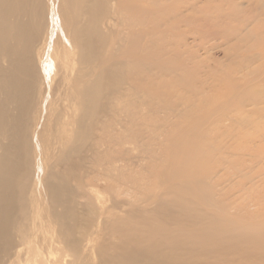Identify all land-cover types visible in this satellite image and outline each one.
Wrapping results in <instances>:
<instances>
[{
    "label": "rangeland",
    "instance_id": "rangeland-1",
    "mask_svg": "<svg viewBox=\"0 0 264 264\" xmlns=\"http://www.w3.org/2000/svg\"><path fill=\"white\" fill-rule=\"evenodd\" d=\"M45 1L53 11L54 4ZM82 3L76 0L78 18ZM114 3L127 16L104 17L106 47L88 65L72 55L77 75L71 77L64 75L68 58H51L55 36L65 46L66 34L51 17L45 20L42 37L52 43L43 64L36 59L33 106L42 98L43 110L51 109L47 129L57 109L48 106L52 95L83 96L85 81L115 64L122 65L124 80L104 114L91 107L83 116L84 108L74 109L81 106L79 100L59 102L76 116L48 131L50 143L38 139L46 111L39 116L30 110L27 120L38 121L39 127L25 131L31 143L26 171L15 183L17 198L24 176L31 184L25 204H16L10 232L19 243L21 223L32 231L38 212L44 232L39 231L33 248L18 246L12 253L19 254L11 261L0 258V264H66L71 249L55 241L64 221L48 213L53 201L46 184H59L54 172L66 170L71 155L78 156L80 166L69 171L67 185L79 195L78 212L87 206L90 211L76 236L81 246L95 248L92 264H114L100 251L112 253L121 244L139 249L159 243L176 248L181 258L174 264H264V0ZM39 45L42 40L36 49ZM47 66L58 75L47 74ZM81 117L102 123H96L92 136L85 126L82 137L69 139L72 130L80 129ZM75 145L82 147L79 153H72ZM54 203L57 212L65 211Z\"/></svg>",
    "mask_w": 264,
    "mask_h": 264
},
{
    "label": "bare ground",
    "instance_id": "bare-ground-1",
    "mask_svg": "<svg viewBox=\"0 0 264 264\" xmlns=\"http://www.w3.org/2000/svg\"><path fill=\"white\" fill-rule=\"evenodd\" d=\"M50 2L55 6L53 11L47 8L45 0H0V139H6L4 143L0 141V258L8 257L7 259L10 261L19 252V250H17L16 253L13 254L12 250L15 251L18 246L22 245L24 248L25 246L33 248V245H36L39 241V231L40 233L42 232L41 234L44 232L42 229L43 227H38L40 224L38 225L36 221V218L41 215L38 211L37 216L33 217L34 222L33 224L31 223L32 226H30L33 232L31 230L29 231V227L25 225V223H21L18 229L20 231L19 243L14 240L12 232L10 231L14 218H17L16 204H25L27 199L26 192L29 191L31 184L30 176H24L25 178L21 184V191L23 194L17 198L15 183L18 176L26 171L27 160L25 159V153L28 147H30L28 143H31V140L24 136L25 131L28 127H32L33 124L39 127V122L28 121L27 115H29L30 110L34 109L35 81L38 80L37 78L39 77L36 59H38L39 63L43 64L47 49L50 43H52L49 38L42 37L45 20L48 16L51 17L54 22L60 24V30H63L66 34V40L69 44L65 43V46L62 45V37L59 36V34L55 36L53 41L54 50H52L51 58H55L56 55L68 58L70 63L69 67L65 70L67 73H64V75L66 77H71L77 75L74 73L76 62H73L71 58L72 55H79V63L88 65L96 59L101 48L106 47L104 45V40H106L107 37L106 32L103 30V26L106 25V21L104 22L103 20L104 17L108 13L111 15L115 13L122 15L125 13L126 15V10L116 7L114 0L113 2L112 0H83L79 13L81 16V18L79 17L80 19L78 18L75 6L76 0H50ZM73 11H76L74 15H72ZM41 40L42 45H39L40 48L36 49V44H40ZM47 72V74L58 75L57 73L50 72L48 66ZM89 74L90 72L86 74L85 80ZM123 80L122 65L115 64L108 68H104L99 76L85 81V84L82 86V91L83 96L85 95L87 99H83V96L76 95L75 93L67 94L68 96H65L66 98H54V95H52L53 97L48 101V106L50 108V106L54 104L57 109L53 112L54 121H51L50 129H47V126L51 120V109L45 108L46 110H43L44 99L41 98V104L37 105L34 110L39 116H42L45 111L47 114L45 121H41L42 125L38 139L41 142L50 143L51 137L48 131L54 132L51 128L60 124L63 118L68 123L76 116V114L68 111L69 105H61L59 102L66 103V101L74 102L75 100H79V105L81 106L74 107V109L78 110L80 107L84 108L83 116L88 114L91 107H95L96 112L99 110L104 114L107 110V105H110L109 100L115 95L118 90V84L123 82ZM105 95L106 98L104 97ZM10 109H12V111ZM96 123H98L97 120ZM96 123H94V121H83L81 117L77 124L80 129L78 131L72 130L69 139L78 140L82 137L84 135L83 128L85 126L89 130V135L92 136ZM100 123H98V125ZM81 148V146L75 145L72 153H79ZM63 159V156H61L58 161L60 162ZM66 162L68 163V161ZM69 162V166L66 170L54 172V175L60 179L59 184L52 182V180L46 184L50 192L49 196L52 197L53 201V205L48 209V213L53 215L54 218L57 219L58 217L64 221L59 227V233L56 235V238L53 237L56 242H65L72 251H68L65 254L64 260L66 264H92L91 252H93L95 248L92 247V249L88 250L84 246H81L78 240L79 236H76L79 229H81L80 222L90 211L87 206V208L82 210L83 214L78 212L79 209L77 210V205L80 199H78L79 195L72 190L66 182L70 177L69 171L73 170L74 172L78 166H80L78 156L71 155ZM85 184L86 183H84V185ZM92 192L94 191L92 190ZM96 196L98 198V195ZM63 197L65 198L64 200ZM30 202L32 205L33 200ZM54 202L59 203L65 211L61 213L57 212L56 207H54ZM114 206H117V202H114ZM69 236H71L72 239L66 240ZM54 238H52V240H54ZM47 240L48 238L46 236L43 237V241ZM90 240L88 242H90ZM41 241L42 240H40V242ZM24 248L22 249L24 250ZM9 252L10 254L6 255ZM100 252L101 258L104 261L114 264H174L178 261L177 259L181 258L175 256L176 248H165L160 246V243L157 245L153 244L150 247H140L139 249H132L126 247L125 244H121L115 252L108 253L105 250ZM68 256L73 258L70 263L67 261ZM10 264H12V262Z\"/></svg>",
    "mask_w": 264,
    "mask_h": 264
}]
</instances>
